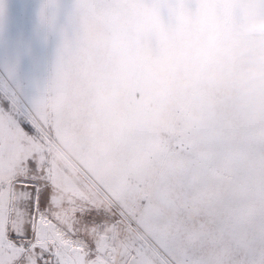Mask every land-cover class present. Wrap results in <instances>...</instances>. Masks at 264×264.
<instances>
[{"label": "snow or ice", "instance_id": "snow-or-ice-1", "mask_svg": "<svg viewBox=\"0 0 264 264\" xmlns=\"http://www.w3.org/2000/svg\"><path fill=\"white\" fill-rule=\"evenodd\" d=\"M74 59L71 24L37 94L0 74V264H264V125L221 105L149 142L133 91L110 162L79 142L69 159L51 89Z\"/></svg>", "mask_w": 264, "mask_h": 264}, {"label": "clouds", "instance_id": "clouds-1", "mask_svg": "<svg viewBox=\"0 0 264 264\" xmlns=\"http://www.w3.org/2000/svg\"><path fill=\"white\" fill-rule=\"evenodd\" d=\"M72 11L75 59L51 89L71 143L92 148L101 167L129 95L149 142L191 128L209 107L230 122L264 125V0H81ZM54 79L52 72L48 80ZM70 116L71 120L67 117ZM194 210L190 219L199 220Z\"/></svg>", "mask_w": 264, "mask_h": 264}, {"label": "rangeland", "instance_id": "rangeland-1", "mask_svg": "<svg viewBox=\"0 0 264 264\" xmlns=\"http://www.w3.org/2000/svg\"><path fill=\"white\" fill-rule=\"evenodd\" d=\"M74 0H0V74L15 69L20 88L35 95L50 77Z\"/></svg>", "mask_w": 264, "mask_h": 264}]
</instances>
